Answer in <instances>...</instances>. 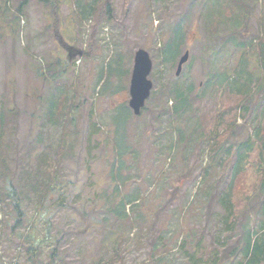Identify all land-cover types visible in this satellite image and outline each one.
I'll use <instances>...</instances> for the list:
<instances>
[{
    "label": "rangeland",
    "instance_id": "1",
    "mask_svg": "<svg viewBox=\"0 0 264 264\" xmlns=\"http://www.w3.org/2000/svg\"><path fill=\"white\" fill-rule=\"evenodd\" d=\"M21 1L0 0V128L6 133L8 174H13L26 215L16 225L15 202L9 195L0 196V264H100L110 258L113 264H242L246 239L257 236L256 259L261 260L264 187L258 186L261 172L251 165L255 156L233 187L242 196V209L250 207V211L233 229L227 228L217 203L208 206L205 192L208 186L217 188L235 156L216 166L211 148L192 149L188 140L179 141L172 120L161 116L164 101L155 97L146 101L140 115L131 113L126 119L120 107L124 99L130 101L134 59L140 48L148 50L153 61L152 92L176 81L178 62H163L159 49L177 20L193 7L181 52L188 50L190 57L178 76L193 79L199 91L204 89L206 74L220 76L202 99L194 100L190 112L200 122L208 121L212 129L214 114L223 105L232 107L235 96L247 94L257 106L242 110L238 123L246 124L241 138L252 134L258 123H264V63L257 49L258 35L264 36L263 0H249L252 16L240 27L235 25L243 34L239 39L252 41L243 54L229 40L233 22H225L230 14L222 15L215 37L226 39L221 42L222 53L216 55L210 54L214 37L203 22L207 10L203 2L215 1L217 11L220 0H57L55 7L44 0H29L18 11ZM107 5L109 13L104 11ZM69 52V70L58 82L79 103L70 134L75 149L64 159L62 191L41 204L33 188L38 155L48 143L57 145L61 133V126L45 115L46 104L60 84L53 85L46 74L55 71L58 59L68 58ZM124 69H129V75L123 78ZM190 126L192 121L185 132ZM114 138L126 153L123 193L139 198L123 216L113 208L118 199L113 186L117 177L111 168ZM7 182L0 177L1 185ZM236 242L240 243L237 254L214 262L216 248ZM32 243L38 246L35 252L26 249Z\"/></svg>",
    "mask_w": 264,
    "mask_h": 264
},
{
    "label": "trees",
    "instance_id": "2",
    "mask_svg": "<svg viewBox=\"0 0 264 264\" xmlns=\"http://www.w3.org/2000/svg\"><path fill=\"white\" fill-rule=\"evenodd\" d=\"M28 1L29 0H22L17 10L22 11V8L28 3ZM44 1L50 3V5H53L54 7L57 5V0ZM260 1L262 2V0ZM220 2L222 3L217 11L213 6L216 4L215 1H212L211 5H209L206 1L203 2L205 6L204 9H207L203 13V22L205 25H207V30L213 32V34L212 32L210 33L211 37H214V42H211L210 44L211 48L213 47V49H210V54L216 55L222 53L221 42L225 41L226 38L218 36L220 38V40H218V38L215 36L218 35V25H221V17L225 14V12L230 14V18L225 23H230L231 21L233 22L232 26L229 28L230 33H232V35L229 37V40L234 41L236 46L241 47L243 49V54L246 48L252 44V41H244L243 39H239L238 35L243 36V34L239 29H236L235 25L240 27L243 21L252 16V5L249 0H220ZM235 7L239 9V12L234 13ZM192 9L194 10L193 7H190L188 11L183 14L179 20H177L175 26L171 30V36L159 49V54L163 62L172 61L173 64L179 62V57H181L180 55L184 48L186 32L192 19V17H190V13L193 12ZM104 11L109 13L110 6L107 5ZM262 25L264 26V21L262 22ZM213 26H215V28ZM216 28H218V30ZM261 33L262 29H260L259 34ZM257 49L258 57L263 60H260V62L264 63V36L258 35ZM122 62L123 59L121 57L119 59V63ZM56 63L58 68L53 72L47 70V76L45 75L47 78L51 79L53 85L59 83L58 78L61 74L68 72L70 60L69 57L65 59L59 58ZM121 72L120 75L123 76V78L129 75V69H124ZM206 76L207 80L205 82L204 89L199 91L193 79L182 80L181 77L177 75L175 77L176 81H170L168 85L163 84L164 87L160 88V91L159 89L154 90L155 92H152L148 100L150 101L153 99V97H155L156 99L164 101L161 105V116L166 115L167 118L172 120V124L174 125L178 134L179 141L184 142L188 140V146L192 149H204L205 146L211 148V156L213 160L216 161L215 164H219L225 158H231L232 155L235 156L234 162L230 167V172H228L227 175L224 173L220 177L221 179H219L220 181L216 185L217 188L215 189V187L212 188L208 186L205 192L208 195V206L212 208L213 205L217 203L216 209L219 213L220 219L224 220V225H227V228L233 229L232 225H237L240 217H243L250 209V207L248 209H242V206L239 204L242 200V196L237 192H234L233 187L236 182L235 180L239 177V174L245 170V166L248 163L247 161H249L253 156H255V158L251 165L261 172L258 186L260 188L264 187V123H258L252 134H248L244 138H241L240 135H242V133L245 131L246 124H239L238 118L240 117V114H242V110L245 109V111H248L251 110L252 107L257 106L253 105V101L251 98L249 100L247 94H242L234 97L235 103L232 107H225L223 105L219 111L214 114V116H216V126L212 129H208V121L206 123L202 121L200 122L197 114L193 111L190 112V107L194 100L202 99V97L206 94V91L211 90V84L212 82H215L214 79L220 75L209 73L206 74ZM238 80L239 79H236L235 82L240 86ZM244 84L248 86L247 82ZM169 100L171 103H168ZM262 101L264 104V90L262 91ZM145 106L143 107L144 109ZM78 107L79 103L77 102L74 93L70 94L65 90L62 91L61 84L57 87V89H55V94L52 97V101L49 100V102L46 104L45 115L48 117V121L53 122L56 125H60L61 133L57 145L53 146L54 144L48 143L46 149L41 151V153L38 155V168H36L34 171L36 180L33 182V188L34 193L38 194L41 204H46L53 194L56 192L60 193L62 191V169L64 167V159L68 154L70 155L72 152H74L75 149L74 144H72L70 141V134L72 131L71 127L75 124L76 120L75 109ZM120 108L121 115L124 119H126L127 115L131 113L134 114V111L126 99L123 100ZM144 109H142V111ZM158 116L160 117V115H157V117ZM195 117L197 119L193 120L192 118ZM190 121H192L193 126H190L188 128V132H185L184 127ZM231 138L232 140L229 141ZM121 146L122 144H120L119 141L114 138L115 160L112 163L111 168L113 169V177H117V180L113 186L114 191L118 193V199L113 208L115 209V213H117L119 216H123L122 214L126 212V207L129 204L132 206V202L135 203L137 200H139V198H135L128 193H123L121 188L124 184V181L122 180L121 169L123 168L124 157L126 155L125 151L123 152L122 150L123 147ZM6 152H8L6 133L2 128H0V177L3 176L4 180L8 179V182L5 183V185L0 184V196L2 197L1 199H3V196L9 195V198L13 199L15 202V224L18 225L21 224L25 219L26 212L24 211L21 202L23 197L20 192H18V187H16L17 185L13 181V174H8V157L7 155H4ZM215 164L213 163L211 166H214ZM28 170H26L27 175H29L33 169H31V171ZM235 193L237 194V198L235 197ZM87 204L85 207H83L85 211ZM259 237L257 236L254 240H252L251 237L246 239L244 244L246 261L242 264H264L263 252H261L262 259H256V250L259 248V243H257L260 240L258 239ZM27 238H31L30 232H28ZM252 241H255L256 243ZM184 247L185 245L182 243V249H185ZM239 248V242L222 249L216 248L213 251L214 262L217 263L224 257H226L224 261L232 258L238 253ZM26 249L27 251L35 252L38 250V246L35 243H32ZM117 253L118 252L115 254ZM121 256L122 255L119 253L117 259L121 258ZM112 260L113 258H110V260L105 262L100 260V264H113Z\"/></svg>",
    "mask_w": 264,
    "mask_h": 264
},
{
    "label": "water",
    "instance_id": "3",
    "mask_svg": "<svg viewBox=\"0 0 264 264\" xmlns=\"http://www.w3.org/2000/svg\"><path fill=\"white\" fill-rule=\"evenodd\" d=\"M188 58L189 51H186L179 61L177 74L181 72L182 66ZM152 67L153 62L149 52L143 48L138 49L135 54V63L130 85L131 99L129 102L136 114L141 112L153 88V82L149 78Z\"/></svg>",
    "mask_w": 264,
    "mask_h": 264
}]
</instances>
